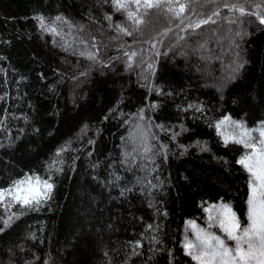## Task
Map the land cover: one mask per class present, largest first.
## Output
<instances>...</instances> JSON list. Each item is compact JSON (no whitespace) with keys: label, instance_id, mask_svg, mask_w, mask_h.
<instances>
[{"label":"trees","instance_id":"16d2710c","mask_svg":"<svg viewBox=\"0 0 264 264\" xmlns=\"http://www.w3.org/2000/svg\"><path fill=\"white\" fill-rule=\"evenodd\" d=\"M222 3L193 4L183 23L151 10L136 31L111 0H0V187L32 172L55 184L0 232V264H195L184 230L208 204L223 197L247 223L245 149L215 123L264 120V25L229 24ZM217 6L215 24L187 27Z\"/></svg>","mask_w":264,"mask_h":264},{"label":"snow or ice","instance_id":"6c2138e0","mask_svg":"<svg viewBox=\"0 0 264 264\" xmlns=\"http://www.w3.org/2000/svg\"><path fill=\"white\" fill-rule=\"evenodd\" d=\"M111 3L115 11H125L127 19L131 20L137 26L136 31H139V26L147 23L145 17L150 14L151 10L159 11L164 8L167 13H171L183 23V18L186 15L196 13V9L192 7L193 4L200 3L201 7H207L208 5H217L218 0H111ZM129 5H135L136 9L131 10ZM249 5H251V10H249ZM221 6L234 14L231 17H223L229 24H242L244 22L242 17L255 16L259 24L264 25V0H259V2H254V0H242L240 2V0H236L233 3L223 0ZM141 8L143 9V15L140 14ZM200 15L203 16V13ZM219 16H221V13L219 6H217L206 19L201 18L187 25V27L194 31L202 25L215 24L216 19L214 17ZM35 19L40 22L41 28L45 31H51L53 34L59 35L56 28L45 25L44 17L36 16ZM55 19L70 24L62 16H57ZM106 19L110 20L111 17L107 16ZM116 28L124 35H132V32L119 24L116 25ZM171 30V28L165 29L160 35L166 36ZM240 34L237 33V35ZM180 39H184V37H180ZM93 47H95V44H93ZM152 47L155 48V44ZM81 55H85V53L82 52ZM137 55L136 51L124 52V56L127 57V70L132 69L135 63L133 58ZM164 55H167V53H164ZM87 58L95 61L96 54L87 53ZM242 66L240 65V67ZM147 69L152 70L153 65L148 64ZM81 75H86V73H81ZM188 107L191 108L193 105ZM202 110L196 108L198 112ZM0 123H3L2 119H0ZM225 125L231 127L233 131L231 133L223 131ZM215 127L225 145L229 143L238 144L245 149V152L236 163L248 174L247 223L242 224L241 218L237 215L232 203L221 197L220 201L210 204L204 210L209 214L208 220L214 222V224L209 223L208 228L210 229L215 225L225 234V238L222 239L215 232L199 228L195 221H188L187 223L195 230V241L185 239L183 243L185 254L196 261V264H264V122L256 129H250L243 121L233 120L226 115L216 121ZM254 131L258 132L259 135L253 136ZM64 151H67V148L58 149L56 157H59ZM144 151L149 152L151 149L145 147ZM57 163L58 161L54 159L48 165V168L52 169ZM55 171L62 172L63 169L55 167ZM54 188L55 184L52 182L51 174L45 178L35 172L25 173L23 177L12 180L7 187H0V209H3V213L0 214V221L3 224L0 227V232L5 231L16 219L26 215L28 211H39L43 204L52 199ZM14 208L17 210H13ZM151 227L149 225V228ZM226 241H233L234 246ZM136 246H140L139 241L136 242Z\"/></svg>","mask_w":264,"mask_h":264},{"label":"rangeland","instance_id":"374dc122","mask_svg":"<svg viewBox=\"0 0 264 264\" xmlns=\"http://www.w3.org/2000/svg\"><path fill=\"white\" fill-rule=\"evenodd\" d=\"M224 116H226V115H224ZM224 116H223V117H224ZM227 116H230V115H227ZM223 117L219 118L218 120L222 119ZM230 117H231V116H230ZM231 118H232V117H231ZM232 119H233V120H237V119H234V118H232ZM218 120H217V121H218ZM262 122H264V120H261L260 122H258L256 125H253V126H248V125L245 124L244 122H243V123H244L248 128H250V129H256L257 127H259V126L261 125ZM222 130L225 131L226 133H231V132L233 131V129H232L231 127H229L228 125H225V126L223 127ZM252 135H253V136H258L259 133L254 131V132L252 133ZM29 174H31V173H29ZM211 204H214V203H211ZM209 205H210V204H208V205L206 206V208H207ZM208 215H209V214L206 212V220H205V223H203V224H199V223H197L195 220H188V221H195L196 225H197L199 228H203V229H205V230H207V231L215 232L217 235H220L222 239L225 238V234H224L223 232H221L220 229H219L218 227H216L215 225H214L212 228H210V229L208 228V224H209V223H213V224H214V222H210V221L208 220ZM184 233H185L186 238L195 241V230H194V229L191 227V225H189L188 223H186V228H185V230H184ZM226 242L229 243L230 245L234 246V242H233V241H226ZM195 264H196V263H195Z\"/></svg>","mask_w":264,"mask_h":264}]
</instances>
